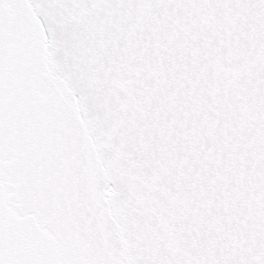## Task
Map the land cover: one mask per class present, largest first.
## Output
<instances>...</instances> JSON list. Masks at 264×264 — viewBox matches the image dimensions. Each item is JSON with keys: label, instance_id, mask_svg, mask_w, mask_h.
<instances>
[{"label": "snow or ice", "instance_id": "1", "mask_svg": "<svg viewBox=\"0 0 264 264\" xmlns=\"http://www.w3.org/2000/svg\"><path fill=\"white\" fill-rule=\"evenodd\" d=\"M0 264H264V0H0Z\"/></svg>", "mask_w": 264, "mask_h": 264}]
</instances>
